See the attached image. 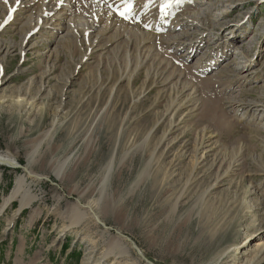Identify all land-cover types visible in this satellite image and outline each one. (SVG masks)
<instances>
[{"label": "rangeland", "instance_id": "rangeland-1", "mask_svg": "<svg viewBox=\"0 0 264 264\" xmlns=\"http://www.w3.org/2000/svg\"><path fill=\"white\" fill-rule=\"evenodd\" d=\"M16 1L0 0V154L16 162L0 166V264H264V0L172 2L146 54L122 40L108 56L96 0L67 16ZM187 87L197 112L176 111Z\"/></svg>", "mask_w": 264, "mask_h": 264}, {"label": "bare ground", "instance_id": "bare-ground-1", "mask_svg": "<svg viewBox=\"0 0 264 264\" xmlns=\"http://www.w3.org/2000/svg\"><path fill=\"white\" fill-rule=\"evenodd\" d=\"M45 1L46 0H44V2ZM49 1H52V0H49ZM74 1L76 2L77 0H62V2H61V0H58L57 4L61 8V10L57 11L56 14H58V15H56V16H59L60 12L63 13V16H67L69 14L70 10H72V7L74 5ZM154 2L155 3L158 2L160 4V6L158 7L159 8L158 18H157V14L154 15L155 14V10L151 11V9L148 8V6L150 4H152V3H154ZM172 2H174L175 6H176V9L173 10L172 15L176 16L175 15L176 14L175 10L177 11V10L180 9V7L185 6L188 3V0H179V2H177V0H144L143 3H142L143 5L141 4V5H138L137 8H135L136 7L135 6V7L131 8V9H128L126 11L127 12L126 14H123L121 11L113 12V9L117 6V4H121V3H128L129 4V0H96V4H95L96 12L93 15H95L94 17L98 16L99 18H102V17L104 18V16H105L104 20H107L106 27H108V31L106 29H104L105 32L100 35V38L104 37L106 39V45H105V47L102 48V51L105 50V55L108 56V55L112 54L115 49H117L120 46H122L123 42H125L127 47L128 48L130 47L131 50L132 49L134 50V48H136L138 50L140 48L139 50L141 52H144V54H146V49L144 47L147 44L154 43L155 41L158 42V40L160 38H162V37H157L156 34L159 33V32L153 33V31H156L157 29H160L162 27H168L170 24L172 25V23L170 22L172 17H167L166 16V15H168V10H170L171 7H172ZM155 3H154V6H155ZM91 7H92V5H91ZM93 9H94V7H93ZM140 9H144V10L142 12H139ZM191 14H192L191 12H187V13H185L183 15V16H185L184 19L182 20L183 22L177 24V27L175 26L176 27V28H174L175 32L177 30H179L180 28L189 29V28L194 27V22L190 21V17H189ZM43 15L44 16H49V15H52V12L45 11V12H43ZM53 15H55V14H53ZM120 15H123L124 17H120ZM135 17H136V19H138V18L142 19L143 17H145V18H148V20H151V19L154 20V19L157 18V21L153 22V20H152L151 23L145 25L147 30L148 29L150 30L149 33L148 32H141V31L138 30V33H134V35H132V33H130L129 31L126 32L127 29H123L122 32H120V33L117 32L116 33V30L117 31H121V30H119L120 27L121 28H125L126 26H128V25H124L123 24L124 21L122 22L121 21L122 19H126V20L127 19H134ZM7 20H8L7 22H10L11 21V16ZM109 22L111 23V25H109ZM131 22H132V20H131ZM99 23H100V21H99ZM95 25H96V22H95ZM115 25H118L120 27L116 28ZM113 30H115V32H113V33H116V34H111V32ZM133 30H135V29H133ZM141 30H143V29H141ZM135 31H137V30H135ZM106 33L107 34L110 33L111 35L110 36L108 35L109 37H107V36H105ZM185 34L186 33H184L183 35H185ZM175 37H170V39H167L165 41H171L172 40V43H176V38ZM122 40H123V42H122ZM98 43L101 44V45L102 44L104 45L105 41L102 42V43H101V41H98ZM98 46H100V45H98ZM149 58H150V55L148 54L145 57L144 62H147L149 60ZM162 65H164V64H162ZM192 88H193V86H192ZM187 90L189 91V93H186L185 95L182 93L184 90L181 92V94H178L177 96L175 95L174 106L177 107L176 111H178L179 109H182L184 107L191 106L192 107V109H191L192 111L191 112L192 113L197 112L198 108H199V104H198L199 100L197 99V98H199L197 96L198 92H197V90L190 89L188 87H187ZM193 115L195 116L196 114H193ZM213 138H215L214 132L212 130H207L206 134L204 135V140H203L201 146L198 147V149H197V153L199 152L198 154H200L202 151H204V148H207V149L211 148L212 143H210V142L213 140ZM210 151H213V148L210 149ZM202 159H203L202 156L201 157H197L196 162L200 164V161ZM7 165L15 167L14 165H16V162H15V160L10 159V157L8 158V156L6 157V155L4 156V155L0 154V166H7ZM15 183H16L15 190H13L14 192H13L12 196H10V198H8L5 201L4 206L9 205L11 200L13 198H15L16 195H19V194L20 195H26L27 194L26 191H25V177L21 176L20 178H18L16 180ZM24 199H25V197H23V200L21 202L23 207H25L27 205V203L29 202V201L25 202ZM31 200L34 201V198L31 199ZM91 209L92 208L90 207V210ZM88 213L92 214V216L95 217V213L93 214L91 211L88 212ZM116 250H118V249H116ZM112 251L106 252L105 253L106 257L111 255ZM125 254H127L125 249L121 250V252L118 253L119 256L125 255Z\"/></svg>", "mask_w": 264, "mask_h": 264}, {"label": "snow or ice", "instance_id": "snow-or-ice-1", "mask_svg": "<svg viewBox=\"0 0 264 264\" xmlns=\"http://www.w3.org/2000/svg\"><path fill=\"white\" fill-rule=\"evenodd\" d=\"M61 2H62V0H61ZM177 2H179V0H177ZM5 3H8V0H5ZM19 3V0H17V4ZM131 7H132V4H131V2H130V0H129V5H128V8L129 9H131ZM15 9H12V11H14ZM127 11V10H126Z\"/></svg>", "mask_w": 264, "mask_h": 264}, {"label": "water", "instance_id": "water-1", "mask_svg": "<svg viewBox=\"0 0 264 264\" xmlns=\"http://www.w3.org/2000/svg\"><path fill=\"white\" fill-rule=\"evenodd\" d=\"M16 167H18V168H23V167H21L20 165H17Z\"/></svg>", "mask_w": 264, "mask_h": 264}]
</instances>
